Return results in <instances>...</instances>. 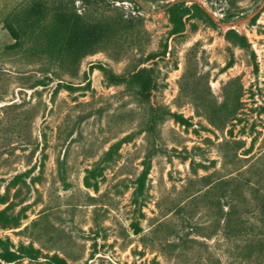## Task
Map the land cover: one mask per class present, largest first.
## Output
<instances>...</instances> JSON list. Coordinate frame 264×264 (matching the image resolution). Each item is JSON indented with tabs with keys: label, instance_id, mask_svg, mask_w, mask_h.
Instances as JSON below:
<instances>
[{
	"label": "rangeland",
	"instance_id": "374dc122",
	"mask_svg": "<svg viewBox=\"0 0 264 264\" xmlns=\"http://www.w3.org/2000/svg\"><path fill=\"white\" fill-rule=\"evenodd\" d=\"M173 1L0 0V264H264V0Z\"/></svg>",
	"mask_w": 264,
	"mask_h": 264
},
{
	"label": "trees",
	"instance_id": "16d2710c",
	"mask_svg": "<svg viewBox=\"0 0 264 264\" xmlns=\"http://www.w3.org/2000/svg\"><path fill=\"white\" fill-rule=\"evenodd\" d=\"M94 3V2H89ZM73 5V4H72ZM173 8V7H171ZM170 8V9H171ZM81 17L77 13L76 9L71 8V6L67 8V5L65 4V7L63 8V11L59 13V21L63 29H65L67 32H69L72 39H79V40H92L94 41L100 32V25L98 21L90 22L87 24L88 27H85V29H82V27L79 26V24L82 22ZM115 22V23H114ZM85 23V22H84ZM132 27L131 20L129 18L126 19H116L115 21L111 22L109 26H107V30H120V31H127L130 30ZM110 28V29H109ZM239 41L241 44L245 45L247 44L246 38L244 36H238ZM124 78V75L114 74L111 73V79L115 81H122ZM142 181V176L140 177ZM29 251H33V248H29ZM50 259L55 264H64L62 260H60L56 255H52Z\"/></svg>",
	"mask_w": 264,
	"mask_h": 264
},
{
	"label": "water",
	"instance_id": "95a60500",
	"mask_svg": "<svg viewBox=\"0 0 264 264\" xmlns=\"http://www.w3.org/2000/svg\"><path fill=\"white\" fill-rule=\"evenodd\" d=\"M178 1H182V0H174L173 2H170L169 4H167L165 7H169V6H171L172 4H174V3L178 2ZM193 1L198 2L197 0H193ZM198 3L202 6V4H201L200 2H198ZM207 13H208L209 16H211V14H210L209 12H207ZM248 18H249V16H246V17H243V18L236 19V20H234L231 24H235V23L242 22V21H244V20H246V19H248ZM213 20H214L215 22L221 23L220 20H217V19H214V18H213Z\"/></svg>",
	"mask_w": 264,
	"mask_h": 264
}]
</instances>
